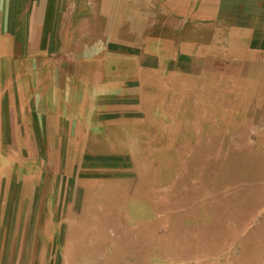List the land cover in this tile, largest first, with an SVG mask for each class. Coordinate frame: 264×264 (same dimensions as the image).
I'll use <instances>...</instances> for the list:
<instances>
[{
    "label": "rangeland",
    "instance_id": "rangeland-1",
    "mask_svg": "<svg viewBox=\"0 0 264 264\" xmlns=\"http://www.w3.org/2000/svg\"><path fill=\"white\" fill-rule=\"evenodd\" d=\"M209 1L92 11L109 31L78 74L40 75L18 40L3 50L0 121L27 141L0 146L19 157L0 160L3 179L65 182L17 189L14 223L2 207L0 264H264V47ZM22 110L46 123L45 139L27 138Z\"/></svg>",
    "mask_w": 264,
    "mask_h": 264
},
{
    "label": "crops",
    "instance_id": "crops-1",
    "mask_svg": "<svg viewBox=\"0 0 264 264\" xmlns=\"http://www.w3.org/2000/svg\"><path fill=\"white\" fill-rule=\"evenodd\" d=\"M206 1L202 0L203 4L199 11H203L202 8L206 5ZM209 3H213V5L207 11H218V15H215V17L218 18L220 16L218 19L224 24H228L231 27H240L243 30L246 28L252 35L250 46L262 51L264 47V0H210ZM115 9L116 0H0V54L4 49L10 47L11 41L18 40L27 53L41 60L42 67L39 68L41 72H38L40 75H47L53 69V65L63 67L60 70V74L63 71L78 74V64L80 62L81 68L84 65L82 62L85 61V58H90L91 54L96 50L105 48L103 42H105L104 38L109 31V22L105 25H101L99 22L95 23L94 20L90 19L89 15L92 11L93 13L94 11H101L108 16ZM85 11L90 12L84 15ZM189 11L193 10L189 8ZM108 20H110V16H108ZM99 33L103 34V37L100 36V41L90 40L91 34L94 36ZM78 55H81L79 59ZM51 57L54 58V62L51 61ZM103 66L104 64L102 68ZM4 98L3 92V103ZM9 108V103H7L5 110L8 111ZM23 111L22 114H30V116L27 115V119L31 121V124H29L30 136L27 138L35 142V144L42 141L44 138L43 133H46L45 138L48 135L45 128L46 123L41 124L38 121L39 119L31 116L29 110ZM20 119L23 120L22 118ZM6 123L4 124V122L0 121V146L4 144V141H8L7 143L12 145L27 142L26 138L19 142L15 131L12 130L14 124ZM62 127L64 125H60L58 128ZM4 156V153L1 152L0 160L3 158H19L17 156L14 157V155ZM9 165L11 169L13 165ZM3 172L5 171L0 165V211L4 206L6 208L5 214H7V218L3 217L1 223L5 221L6 224L15 222L17 208L24 205L20 204L24 196L19 198L17 195L15 197L16 203L14 204L12 196L17 189L18 191L23 189L24 192L32 193V197H34L33 193L36 190H43L46 185L50 187L52 182L55 181L57 193L61 183L65 182L64 178L62 179L63 181L60 178L58 181V178L56 179L52 176L49 171H43L44 175L43 173H38L27 178L25 177L26 175H19L15 179L13 177L14 171H11L12 174L7 179H3ZM74 180L71 179L70 181ZM5 181L9 184V189L6 203L3 205L1 193L3 192ZM23 182H28L29 186L23 185ZM47 197L49 198L48 202L51 205H55L53 198ZM33 199L29 201L32 202ZM29 201L27 202L29 203ZM38 202H35V208L39 206ZM41 202L40 211L45 207L43 195ZM31 222L36 224L35 219Z\"/></svg>",
    "mask_w": 264,
    "mask_h": 264
}]
</instances>
